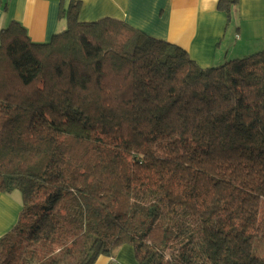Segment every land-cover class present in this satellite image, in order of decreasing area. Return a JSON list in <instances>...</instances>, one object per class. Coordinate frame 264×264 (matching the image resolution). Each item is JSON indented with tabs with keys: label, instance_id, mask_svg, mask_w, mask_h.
<instances>
[{
	"label": "trees",
	"instance_id": "16d2710c",
	"mask_svg": "<svg viewBox=\"0 0 264 264\" xmlns=\"http://www.w3.org/2000/svg\"><path fill=\"white\" fill-rule=\"evenodd\" d=\"M238 0H218L227 17ZM0 31V264H264V49L201 67L112 18ZM3 12L6 0H0Z\"/></svg>",
	"mask_w": 264,
	"mask_h": 264
},
{
	"label": "crops",
	"instance_id": "0c3cea01",
	"mask_svg": "<svg viewBox=\"0 0 264 264\" xmlns=\"http://www.w3.org/2000/svg\"><path fill=\"white\" fill-rule=\"evenodd\" d=\"M79 1L81 21H122L150 37L177 45L204 68L264 49V0H238L229 17L217 8L218 0ZM6 2V12L0 7V31L17 21L32 41L43 43L65 27L59 13L66 0ZM14 193H0V238L16 225L22 210L21 197ZM95 264L138 263L133 248L124 244L113 257L101 256Z\"/></svg>",
	"mask_w": 264,
	"mask_h": 264
},
{
	"label": "rangeland",
	"instance_id": "374dc122",
	"mask_svg": "<svg viewBox=\"0 0 264 264\" xmlns=\"http://www.w3.org/2000/svg\"><path fill=\"white\" fill-rule=\"evenodd\" d=\"M14 194L15 195H18L20 197V195H19L18 192H15ZM254 254L257 257H260V258H263L264 259V242H262L260 244H257V246L255 248V251H254Z\"/></svg>",
	"mask_w": 264,
	"mask_h": 264
}]
</instances>
